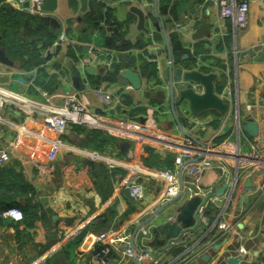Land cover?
Listing matches in <instances>:
<instances>
[{"label":"crops","instance_id":"crops-1","mask_svg":"<svg viewBox=\"0 0 264 264\" xmlns=\"http://www.w3.org/2000/svg\"><path fill=\"white\" fill-rule=\"evenodd\" d=\"M105 1L107 6L114 9V17L119 22H128L125 34L126 41L136 44L141 39L145 43L144 47H133L132 50L128 51L127 60L135 57L136 60L131 67L122 69L131 68L139 72L142 77L141 87L136 89L131 83L121 84L118 79L114 84L105 81L100 82L99 85L105 84L108 90L117 95L111 102L113 109H105L106 105L96 98L92 89V86L97 85L90 81L91 75L95 78L98 74H106L109 68L102 60L92 56L94 46L103 47V36L99 30L95 31L98 34L97 37H94V31L87 32L85 30L84 12L80 10L78 0L74 6L70 0H59L55 16L61 22L62 28L67 31L69 41L64 42V44H56L54 41L46 51V55L47 53L53 55L41 66L48 75L56 76V80L47 79V82L51 84V89L46 90L50 94L78 91L88 106L97 112H107L106 114L110 113L122 117L135 116L155 128L172 133L176 139L184 140L186 136L182 134L179 126L174 122L168 94L165 99L162 98V92H168L169 59L163 32L156 28L159 21L156 17L153 19V0H144V4H131V0ZM247 1L250 2V11L247 24L243 27L239 26L231 17H220L219 4L215 0H185L178 16L181 18L183 13L188 14L191 21L184 20L185 27L182 32L178 31L175 25L172 29L168 28L169 33L171 30H175L181 34L186 48L190 49L191 52L196 51L199 47L200 53L196 56L200 66L203 65L209 70L211 68L212 71L211 66L220 63L218 66L222 68L218 75L220 73L223 84L222 91L229 93L231 111L223 115L218 113L217 116H220V119L218 118L219 120L217 119L218 121L214 122L207 130L198 133L199 136L208 134V137H204L206 139L203 140L209 139L212 135L219 138L229 134L228 138H234L237 141L238 137L236 130H233L234 126L230 131L225 132L232 114L235 120L237 105L240 107L241 104L242 117L245 119L246 116H251V119L260 123L264 118V0ZM6 3L19 9V5L13 0ZM133 4L141 6L147 14L151 12L152 20L148 21V17H146L145 23L151 29L150 32L138 28V16L131 11ZM170 16H164L167 23L169 22L167 18L172 22L175 20ZM110 33L111 31L107 29L106 34ZM69 44L82 47V50H78L76 53L77 59L68 55L67 46ZM58 45L61 46L60 51H57ZM117 52L121 60L122 52ZM142 54L144 56L140 57ZM184 59L186 58H182V56L179 60L174 57L175 66L188 69L184 64ZM144 61L154 64L156 68L154 75L146 74L148 71L141 66ZM14 62L15 60L10 58L1 59L0 84L28 91L33 96H40V91L37 88H34L36 93L32 94L31 92V83L37 77L38 66L27 71L19 61H17L18 64ZM121 62L123 61L121 60ZM248 103L255 105L251 112L247 111L246 105ZM153 106H163L164 110L152 118L149 108ZM178 114L183 123L184 118L179 111ZM23 120V118H18V116L6 111L0 117V130L5 129V131H10L12 136L18 137L19 152L12 154V161H20V166L17 165L16 168L18 170L23 168L26 180L30 182L33 189V192L30 193L36 195L34 197L43 208L46 217L38 219L32 217V223L29 220L16 223L1 218L3 222L0 223V264H37L40 257L46 260V264H89L91 255L89 252L81 250L85 231L83 227L88 223L90 225L93 223L103 225L101 218L97 217L109 208L110 201L107 202V199H102L98 193H88L80 188L78 180L80 181L82 177L79 175L80 173L75 172L85 168L87 163L95 164L97 161L89 162L86 159L88 156L82 145L84 134H80L81 132L77 131L75 127H69L65 132L66 136L59 138L50 123L41 126L36 122H31L24 128L21 126ZM183 125L186 126L184 123ZM128 139L135 144L133 148H129L127 156L120 155V149L114 143H109L105 152L115 158L124 159L130 167L117 168L124 172H116L115 179L118 185L115 187L114 197L116 196L117 199L113 205L117 209L115 211L121 222L120 227L126 232L132 233L134 227L149 218L160 205L156 203L159 200V191L156 194L150 191L145 199L148 203L145 205L130 202L120 192L119 188L127 183L126 180H132L137 176L134 169H138L139 164L144 162L142 156L145 145ZM0 142L2 141L0 140ZM88 153L92 155L91 152ZM67 164H69L70 169L64 168ZM63 170L64 174L62 173ZM114 170H110V172ZM69 172L71 175L68 174ZM222 176L223 174L219 169L210 167L205 170L200 183L206 188L221 186ZM147 178L153 181L150 177ZM30 193L21 196L18 202L26 203L28 198L33 196ZM185 200L186 197L184 196L164 208L152 223L156 224L165 220ZM128 208L134 210L136 214L125 218L128 215ZM153 208L154 211L151 212ZM34 214H39V211L34 212ZM69 217L73 219L69 220ZM109 225L105 224L107 227ZM250 230L257 231V233L254 232L255 238L253 240H249ZM227 235L228 238L225 236L226 238L220 243L222 245L218 248L217 258L222 260L220 261L221 264H226L225 254L222 251L230 242L236 245L245 242L248 248H251L252 242H256L259 244L258 248L264 247V217L261 218V216L252 214L250 217L244 218ZM135 240L142 243L140 234ZM253 252L258 255L261 250L253 249ZM207 262L213 263V260L204 259V263ZM146 263L150 264L148 261Z\"/></svg>","mask_w":264,"mask_h":264},{"label":"built area","instance_id":"built-area-1","mask_svg":"<svg viewBox=\"0 0 264 264\" xmlns=\"http://www.w3.org/2000/svg\"><path fill=\"white\" fill-rule=\"evenodd\" d=\"M8 1L10 0H4V2ZM13 1L21 6L27 3L24 8L31 13L40 15L43 13L40 10L42 0ZM131 1V4H144V0ZM215 1L219 4L220 17H231L242 27L247 24L250 2L247 0L240 2L236 0ZM182 15L181 18L173 22L180 32L185 27L184 20L191 21L188 14L183 13ZM151 20L152 16L148 15V21ZM101 27L107 28L106 23L102 22ZM97 36V32H94V37ZM68 41L67 31L62 28L55 43L64 44ZM92 56L102 60L108 67L120 61L115 49L104 46H94ZM211 67L212 71L217 73L222 70L217 64ZM218 80H220V73ZM31 87L37 88L40 91V96H33L28 91L0 84V117L4 112L9 111L18 118L24 119L21 123L24 128L31 122H36L41 126L50 123L59 138L65 135L67 129L74 124L85 125L130 138L145 146L150 145L157 152H171L175 156L174 166L158 168L142 162L138 169H134L137 176L131 182L121 186L120 192L122 188L128 187L136 201L145 205L144 201L149 192L156 194L159 191L158 196L161 202L158 200L156 203L161 206L180 194L181 185L178 172L182 167V197L185 196L187 199L198 194L202 198L197 209V217L203 226L197 224L193 231H186L182 237L171 238L159 248H154L149 244L153 238L154 223H149L139 230L138 234L141 236L142 243L135 240L137 247L131 243L132 233L123 230L120 224L112 223L101 231L89 228L86 230L81 246V250L89 252L91 255L89 264H137L136 259L140 264H148L147 261L150 264H221L220 258H217L219 249L217 251L215 246L222 243L228 236L227 233L237 227L244 218L250 217L252 214L264 217V149L257 147L259 138L248 135L239 125H234L233 130H236L238 139L235 144L236 151L232 152L227 148V141L214 144L216 135L207 140L198 137L199 132L207 130L220 119V116H217V111L206 110L200 114H193L185 107L184 103H178L177 110L184 118L185 129L202 141L203 144L200 145L190 138L176 139L172 133L155 128L135 116L122 117L106 114L107 112H97L88 106L78 91L50 94L45 88L38 87L35 79L32 80ZM89 87L91 88V86ZM195 87L200 89L197 84ZM92 89L96 98L106 105L105 109L112 110L111 102L117 95L108 90L105 84L92 86ZM220 94L229 100L228 92L221 91ZM254 107L253 103L246 105L249 112L253 111ZM149 110L153 118L164 108L163 106H153ZM236 111L239 112L242 119V110L239 105ZM246 117L242 120L251 119V116ZM259 124L264 129V118ZM0 140L2 141L0 142V166H5L12 161V154L19 152V139L4 129L0 130ZM84 151L89 159L103 162L110 170L126 166L130 168L124 159L115 158L109 153L106 154L105 151L102 152L93 147H84ZM210 167L219 169L223 174L222 178L225 173L228 174L227 187L223 195L216 193L219 185L206 188L200 183L205 170ZM147 177L153 181L148 180ZM248 178H250L251 186L245 185ZM153 211L154 208L151 212ZM178 211L179 208L168 215L165 220H175ZM1 216L16 223H23L25 220L24 211L19 206L3 209ZM254 232L257 233L256 230L249 231V240L255 238ZM258 246L259 244L256 242H252L251 248H248L245 242L239 245L230 242L222 251L225 254V263L228 264L229 256L240 255L242 264H264V247L258 248ZM253 249L261 250L260 254L255 255ZM204 255H208L213 263H204ZM163 260L165 261L163 262Z\"/></svg>","mask_w":264,"mask_h":264},{"label":"trees","instance_id":"trees-1","mask_svg":"<svg viewBox=\"0 0 264 264\" xmlns=\"http://www.w3.org/2000/svg\"><path fill=\"white\" fill-rule=\"evenodd\" d=\"M184 2L185 0H158V9L163 16L171 15L173 19L177 20L179 19L178 13ZM70 3L72 6H74L77 4V0H70ZM91 5L92 10L84 13L83 17L84 24L86 25L85 30L87 32H95L96 30H99L100 34L103 36L102 44L104 47L115 49L120 51V53L124 51L128 52L132 50L133 47H144L145 43L141 39H139L136 44L126 41L125 34L128 22H119L114 17V9L112 7L107 6V4L102 0H91ZM153 19L156 18L153 16ZM167 21L171 20L167 18ZM102 22H105L107 27L118 26V29L107 35V28L101 27ZM61 26L62 25L58 26L53 24L50 20L46 19L40 14H34L25 10H20L4 2V0H0V50H2V52L8 58L19 61L27 71H30L35 66H38L39 70L35 79V83L45 89H51V84L47 82V79L49 78L50 80H56V76L48 75L46 70L41 65L47 60L51 59L53 54L47 53L46 55V51L54 43L55 39L60 33L59 31H61ZM169 38L172 52L176 59L179 60L184 53L188 54L186 59H184V64L186 67L189 69L199 68L205 72L211 71V68L209 70L203 65L200 66L198 63L197 56L200 53L198 51L199 47L196 51L191 52L190 49L186 48L181 34L175 30L170 31ZM67 47L68 55L74 58H76L77 51L82 50L81 46L74 44H69ZM60 50L61 46L58 45L57 51ZM143 56L144 55L142 54L140 57ZM135 60L136 57L129 59L126 62H121L120 60L109 67L106 71V74H98L95 78L91 75L90 81L96 85H99L102 81L114 84L118 79L120 71L125 67H131ZM216 62L219 63L218 60H216ZM141 66L142 68L146 69V71H148L146 74L149 76L151 74L154 75L156 72L154 64L148 61H144ZM216 87L217 91H222L223 84L221 77L220 80L217 81ZM31 92L33 94L37 91L34 90V87H31ZM127 101L129 102V100ZM72 127H75L77 131H80V134H84V140L82 141V145L84 147H93L103 152L106 151V146L109 143H114L119 147L121 152L120 155L127 156L129 152L128 150L130 140L128 138H124L102 129L90 128L85 125L74 124ZM153 150H155V148L150 145H147L143 148L142 158L144 159V163L153 167H164L158 165V161L152 157V154H154ZM159 153L160 152H157V154ZM165 153V155L168 156V153L171 152ZM174 157L175 156L173 155L171 160H167L170 166L174 164ZM13 161L5 166H0V223L3 222L1 211L10 206H19L22 208L25 214V220H29L31 223L33 220L32 217L37 219L46 217L43 208L37 202L38 200H36L34 197L36 196L35 194L29 197L26 203L21 204L18 202V199L21 196L33 192V189L30 182L26 180L23 168L20 170L16 168L17 165L20 166V161ZM101 163H87L85 168H81L79 172H75L77 174H82L86 168L91 167L92 174H90V176H86L78 183L80 188L84 189L88 193L96 194L97 191L100 190L99 181H101L102 178L107 180L108 177H111L113 179L117 173L124 172L121 169L110 172V170ZM68 165L69 164H67L64 168L70 169ZM105 170L110 172H108L110 176H103ZM70 172L68 174H70ZM62 173L64 174V170ZM107 194V192H103L104 196ZM36 211H39V214H34ZM97 218H101V222L104 223V225L109 224L111 220L107 217L106 212L100 214ZM85 233L86 230L84 231V235Z\"/></svg>","mask_w":264,"mask_h":264},{"label":"water","instance_id":"water-1","mask_svg":"<svg viewBox=\"0 0 264 264\" xmlns=\"http://www.w3.org/2000/svg\"><path fill=\"white\" fill-rule=\"evenodd\" d=\"M80 4V10L84 13L92 10L91 0H78ZM59 0H42L40 5V10L43 12L41 15L46 19L50 20L53 24L60 26L61 22L55 16V12L58 9ZM131 11L138 16V28L144 30L145 32H150L151 29L146 26V17L148 14L145 10L138 5H131ZM153 16L158 19L159 22L156 24V28L159 31L163 32L164 40L166 44L167 54H168V92H162V98L165 99L168 94V99L170 101L171 112L174 117V122L177 123L181 132L187 138H190L202 145V141L187 131L182 123V120L178 114L177 105L178 103H184L191 113L200 114L206 110H214L223 114H228L231 111V102L226 99L217 91V81L218 73L215 71L205 72L199 68L185 69L181 66L176 67L174 56L171 48L170 38L168 28H173V22H166L164 16L159 12L158 9V0H153ZM82 17L80 16V19ZM109 31L113 32L118 29L117 26H110L107 28ZM159 52V50H158ZM155 53V51H153ZM187 53L182 55V58H186ZM128 58V52L124 51L121 53V60L125 62ZM118 80L121 84L131 83L134 88L139 89L142 85V77L139 72L126 68L120 72ZM198 85L200 89L196 88L195 85ZM151 95V94H150ZM237 105V104H236ZM238 107V105H237ZM236 107V109H237ZM238 114V115H237ZM239 125L241 129L252 137H258L257 147L264 149V129L260 124L253 120H242L240 114L236 111V121L234 125ZM237 175V174H236ZM181 192L180 194L163 203L161 206L152 213V215L136 225L132 232L131 243L137 247L135 243V238L138 235L139 230L155 220L160 212L171 205L172 203L180 200L183 196V174L182 167L178 172ZM228 174L225 173L223 183L220 187L216 189L218 195H223L227 187ZM246 186H251L250 178L245 182ZM123 196L127 198L130 202L135 203L136 198L131 194V191L128 187H124L121 190ZM247 198H245L246 200ZM201 196L194 195L187 198L179 207V211L175 220H165L152 228L153 238L150 240L149 244L154 248L165 245L169 239L183 236L186 231H193L197 224L203 226V223H199L197 217V209L201 203ZM72 217H69V220H72ZM222 244H217L215 247L219 248ZM139 250V248H138ZM208 255H204V259H208ZM241 260L240 255H231L227 258L228 264H239ZM137 264L140 262L136 259Z\"/></svg>","mask_w":264,"mask_h":264},{"label":"rangeland","instance_id":"rangeland-1","mask_svg":"<svg viewBox=\"0 0 264 264\" xmlns=\"http://www.w3.org/2000/svg\"><path fill=\"white\" fill-rule=\"evenodd\" d=\"M26 4L27 3H25L24 5H19L18 7H19V9L20 10H25V11H28V12H30L28 9H25L24 7L26 6ZM60 32V31H59ZM5 58H8L7 56H5V54L2 52V50H0V61H1V59L3 60V59H5ZM55 62V64H56V61H54ZM14 63H16V64H18L19 62H17V61H15ZM219 93L221 92V91H218ZM242 108V106H241V104H240V109ZM234 124H235V120H234V117H233V114L231 115V117H230V120L228 121V124H227V127H226V129H225V132H227V131H230L231 129H232V127L234 126ZM8 128V127H7ZM120 136V135H119ZM201 136H202V139H206V138H204V137H208V134H205V135H203V134H201ZM201 136H199L198 135V137H201ZM213 136V135H212ZM228 136H229V134H225L224 136H221V137H216L214 140H215V142L216 143H214V144H221L222 143V141L224 142V141H227L228 143H227V148L230 150V151H234V149H235V144H236V140L234 139V138H228ZM236 136H237V134H236ZM61 138L62 137H64V135H62V136H60ZM123 137V136H122ZM211 137V136H210ZM209 137V138H210ZM221 141V142H220ZM217 142H220V143H217ZM135 143L133 142V141H130V145H129V148L131 147V148H133V145H134ZM154 151V154H152V157L153 158H155L157 161H158V165H161V166H170L169 164H168V162H167V160H171L172 159V157H173V153H168L169 155L168 156H166L165 154V152H164V154L163 153H159V154H157V152L155 151V150H153ZM160 154H163V155H160ZM223 156V155H222ZM89 162H95V161H97V163H101V161H99V160H93V159H89V158H86ZM174 162H175V158H174ZM101 164H104L103 162L101 163ZM105 165V164H104ZM103 165V166H104ZM106 166V165H105ZM91 167L90 168H86L85 170H84V172L81 174H79L82 178L80 179V181L81 180H83V178H85L86 176H90V174H92L91 173ZM109 172V171H108ZM106 170H105V172H104V174H103V176H107L108 177V175H109V173H108ZM110 176V175H109ZM78 179H79V177H78ZM77 179V180H78ZM75 180V179H74ZM76 181V180H75ZM132 180H126V182H131ZM78 182H79V180H78ZM117 181H116V179L115 178H111V177H108V179L107 180H105L104 178H102L101 179V181H99V186H100V190L99 191H97V193L98 194H100V196L102 197V199H104V200H106L107 199V202H109L110 201V203L108 204L109 206V208L105 211L106 212V215H107V217L109 218V219H111V221H110V223L109 224H112V222L113 223H115V224H120L121 222H120V219H118V217L116 216V211H117V209L114 207V205H113V203H114V201H115V199H117V197L115 196L114 197V192L116 191V189H115V187H117ZM115 190V191H114ZM107 192L108 194L106 195V196H104L103 195V192ZM108 197V198H107ZM148 202L147 201H145V204H147ZM116 210V211H115ZM128 215L127 216H125V218H128V217H130V216H133V215H135L136 213L134 212V210H130L129 208H128ZM104 212V211H103ZM25 221V220H24ZM101 223V222H100ZM103 225H104V223H102ZM103 225H101V224H97V223H93V225H90L89 223L88 224H86L83 228L85 229V230H88L89 228H93L94 230H104L107 226H103ZM108 225V224H107ZM103 227V228H102ZM220 261H222L221 259H219ZM37 264H46V260L42 257H40L39 258V262H37Z\"/></svg>","mask_w":264,"mask_h":264},{"label":"clouds","instance_id":"clouds-1","mask_svg":"<svg viewBox=\"0 0 264 264\" xmlns=\"http://www.w3.org/2000/svg\"><path fill=\"white\" fill-rule=\"evenodd\" d=\"M102 1H104V0H102ZM105 3H106V1H104ZM151 16H152V14H150ZM174 25V24H173ZM108 28V27H107ZM61 29H62V26H61ZM189 69V68H188ZM218 79H219V75H218ZM218 113H220V112H218ZM223 114V113H222ZM137 202V201H136ZM152 222H154V220L152 221ZM152 222H150V223H152ZM160 222H158V223H156L155 225H157V224H159ZM148 225V224H147ZM154 225V226H155ZM146 226V225H145ZM153 226V227H154ZM152 236H153V234H152ZM182 237V236H181ZM152 240V239H151ZM160 247H162V246H160ZM159 248V247H158ZM218 249V248H217Z\"/></svg>","mask_w":264,"mask_h":264}]
</instances>
